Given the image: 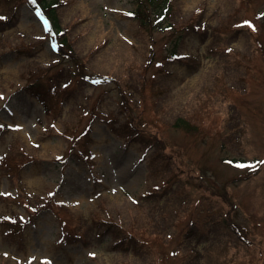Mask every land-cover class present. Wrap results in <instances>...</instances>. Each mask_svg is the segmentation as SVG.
<instances>
[{
  "label": "rangeland",
  "instance_id": "rangeland-1",
  "mask_svg": "<svg viewBox=\"0 0 264 264\" xmlns=\"http://www.w3.org/2000/svg\"><path fill=\"white\" fill-rule=\"evenodd\" d=\"M59 1L69 55L24 0H0V264H264V0H175L159 32L132 0ZM179 35L184 59L163 60ZM31 83L57 87L52 116Z\"/></svg>",
  "mask_w": 264,
  "mask_h": 264
},
{
  "label": "trees",
  "instance_id": "trees-1",
  "mask_svg": "<svg viewBox=\"0 0 264 264\" xmlns=\"http://www.w3.org/2000/svg\"><path fill=\"white\" fill-rule=\"evenodd\" d=\"M139 1V8H148L150 11V19L153 20L156 15L158 17L163 18L164 20L167 19L168 15H170L171 5L173 0H138ZM40 6L44 10L47 11L49 18L54 23V27L59 30L57 24V17L55 15V9L52 2H48V0H41ZM145 25V24H144ZM66 43V40L64 41Z\"/></svg>",
  "mask_w": 264,
  "mask_h": 264
},
{
  "label": "bare ground",
  "instance_id": "bare-ground-1",
  "mask_svg": "<svg viewBox=\"0 0 264 264\" xmlns=\"http://www.w3.org/2000/svg\"><path fill=\"white\" fill-rule=\"evenodd\" d=\"M194 83H195V81L191 79V80H189V81L187 82L186 86L189 85V84H194ZM185 88H186V87H184L182 90H184ZM182 90H181V91H182ZM181 91H179V92H181Z\"/></svg>",
  "mask_w": 264,
  "mask_h": 264
},
{
  "label": "snow or ice",
  "instance_id": "snow-or-ice-1",
  "mask_svg": "<svg viewBox=\"0 0 264 264\" xmlns=\"http://www.w3.org/2000/svg\"><path fill=\"white\" fill-rule=\"evenodd\" d=\"M238 167H245V165L241 164V165H238Z\"/></svg>",
  "mask_w": 264,
  "mask_h": 264
}]
</instances>
